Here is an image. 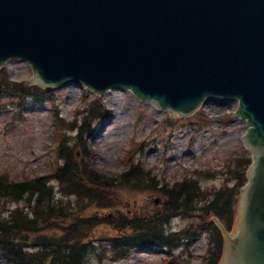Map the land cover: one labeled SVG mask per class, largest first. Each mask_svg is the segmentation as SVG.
<instances>
[{
  "label": "water",
  "instance_id": "1",
  "mask_svg": "<svg viewBox=\"0 0 264 264\" xmlns=\"http://www.w3.org/2000/svg\"><path fill=\"white\" fill-rule=\"evenodd\" d=\"M11 59L33 86L128 89L172 118L238 100L252 164L221 264H264V0H0Z\"/></svg>",
  "mask_w": 264,
  "mask_h": 264
},
{
  "label": "rangeland",
  "instance_id": "2",
  "mask_svg": "<svg viewBox=\"0 0 264 264\" xmlns=\"http://www.w3.org/2000/svg\"><path fill=\"white\" fill-rule=\"evenodd\" d=\"M2 70L10 82L32 86L33 72L26 63L10 60ZM34 87L37 92L44 90L38 99L0 93V175L11 182L28 180L34 175H51L62 162L52 151L60 139L73 153L82 154L76 158L89 162L103 173L104 180L116 184L115 188L103 193L111 198L108 201L112 205L110 209L100 210L91 205L83 212L84 216L96 215L113 224L119 222L118 216L114 218L115 214L125 219L132 214L151 216L160 209L164 199L151 186L170 187L181 180L198 181V199L204 204L210 203L215 194L226 196L227 190L240 182L236 180V175L241 173L238 169L240 161L250 157L243 146V137L248 130L246 120L234 115L237 101L207 100L193 114L172 118L168 111L150 102H141L126 89H111L97 96L77 85L52 90ZM97 102L102 103L106 111L102 114L97 110L90 116L89 112L95 109L93 103ZM109 111L112 115L106 113ZM82 125V138L88 145L89 155L80 145L81 136L78 137L77 127ZM141 142L145 145L136 152L134 143ZM55 158L57 164L53 162ZM138 164H143L140 170L150 189L145 185L128 187L119 178L128 168ZM51 185L56 188L55 196L59 199L62 195L60 184L53 181ZM69 200L70 205L75 206L74 198ZM233 200V222L229 224V232L238 213L239 194L236 193ZM16 207H23V204L0 200L1 215L6 216ZM211 218L209 213H181L166 224V233L192 234L194 238L186 243L185 240L176 241L174 244L178 246L169 250L165 247L131 249L119 256L113 254L107 241L115 233L107 221L101 219L104 224L92 234L96 242L95 254L98 252L91 255L88 262L164 264L174 258L181 264H206L212 245L202 228L213 223Z\"/></svg>",
  "mask_w": 264,
  "mask_h": 264
},
{
  "label": "trees",
  "instance_id": "3",
  "mask_svg": "<svg viewBox=\"0 0 264 264\" xmlns=\"http://www.w3.org/2000/svg\"><path fill=\"white\" fill-rule=\"evenodd\" d=\"M44 92H37V88L15 84L8 80L6 73L0 71V93L21 95L24 97H38ZM46 93V92H45ZM95 109L89 115L104 114V108L93 103ZM88 117V116H86ZM89 118V117H88ZM80 145L84 126L77 127ZM73 130V128H72ZM76 144V143H75ZM83 148V147H82ZM84 150V148H83ZM78 152H72L70 147L59 142L58 156L62 162L49 176H35L28 180L11 182L0 175V200L11 204H23L8 214L0 213V262L2 264H90L91 255L95 254V240L92 234L104 224L105 218L96 215L84 216L89 206L96 209H110V199L103 195L105 191L114 187V182L103 179V173L98 172L89 162L79 160ZM249 160L240 161L238 167L241 173L236 175L237 184L228 189L226 196L220 193L210 203H203L198 199L200 194L199 182L184 180L170 187L154 184L151 186L164 196L162 206L151 216L132 214L128 219L120 218L111 226L115 236L107 240L115 256L124 255L127 251L143 249H173L178 245L174 242L190 240L192 234L166 233L168 221L181 213L190 211L207 213L216 217L228 229L232 221L233 198L238 189L245 183V171ZM131 166L120 175L124 185L138 187L146 185L144 172ZM142 169V168H141ZM99 174V175H98ZM101 175V176H100ZM60 184L61 197L57 199L52 182ZM112 181V180H111ZM69 198H74L75 206L70 205ZM220 200L219 204L217 202ZM212 249L206 264H218L223 253V241L219 230L212 222L205 224ZM209 255V254H208ZM166 264H181L170 259Z\"/></svg>",
  "mask_w": 264,
  "mask_h": 264
},
{
  "label": "bare ground",
  "instance_id": "4",
  "mask_svg": "<svg viewBox=\"0 0 264 264\" xmlns=\"http://www.w3.org/2000/svg\"><path fill=\"white\" fill-rule=\"evenodd\" d=\"M97 103H99V102H97ZM98 105H100V106H102L103 108H104V106L102 105V103H99ZM105 110V109H104ZM106 111V110H105ZM108 115H112V112L110 113V111L109 112H106ZM106 113H105V115H106ZM81 145H82V147L84 148V150H85V152L87 153L89 150V148H88V145H87V143H86V141L84 140V139H81ZM145 145V142H141V143H134V146H136L135 147V151L137 152V151H139V150H141L142 149V147ZM135 152V153H136ZM89 153V152H88ZM87 153V154H88ZM89 155V154H88ZM138 166H139V168H143V164H142V166H140L139 164H138Z\"/></svg>",
  "mask_w": 264,
  "mask_h": 264
}]
</instances>
